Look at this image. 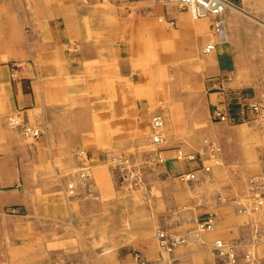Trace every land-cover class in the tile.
Instances as JSON below:
<instances>
[{"label": "crops", "instance_id": "0c3cea01", "mask_svg": "<svg viewBox=\"0 0 264 264\" xmlns=\"http://www.w3.org/2000/svg\"><path fill=\"white\" fill-rule=\"evenodd\" d=\"M51 1V5L45 11V20H42L41 24L46 42L38 38L35 23L31 26L28 52L38 50L44 53L46 61H49V57L57 59L55 54L67 56L68 65L64 63L61 69V75L66 78L64 81L66 85L60 89L59 94L62 100L67 101V108L56 112L45 107V131L39 140L34 141L36 148L42 149L40 153L44 158L52 157L54 152L59 154V148L68 156L95 124V119L100 116L109 118V123L115 127L119 125L117 123L119 115L126 118L135 117V127L140 138L143 142L149 141L150 116L156 112L163 116L162 111L155 108V105L166 101L164 77L169 63L175 64V67L179 63V68L186 69L194 66L192 61L198 60L201 69L195 73L197 87L193 88L195 84L192 80L187 81L186 76L194 74L191 71L189 75H183L186 80L168 82L173 90L168 93L167 100L169 98L178 104L176 108L186 111L183 119L176 115L175 118L168 115L166 119L163 116L165 143L156 148L163 161L159 175L152 176V181L156 187L165 188L170 180L187 173L191 175L195 173V187L202 186L206 193L202 195V204L195 208L194 220L196 222L198 218L210 214L214 217L215 223L212 230L200 234L199 237L187 231L183 235L185 242L177 244L171 251L160 248L158 242L148 239H130L113 248L112 244H106L105 248L110 246L108 249L96 246L85 248L74 239L76 236L74 232L62 228L60 234L54 236L60 237L59 244L57 243L60 248L50 250L49 256L53 257L54 253L56 255L58 253L60 259H63L59 264H98L100 258L86 259L83 253H100L108 250L114 251L115 254L111 259L110 257L104 259L102 264H135V252H139L150 264H215L212 253L213 238L232 240L240 257L251 250L255 238L264 239V214L254 209L249 198L253 188L251 179L255 176H261L259 184L261 187H257L264 192V100L261 82L257 79L261 73L257 72L256 66L253 65L256 59L253 60L251 57V48L246 47L249 45L246 38H251L250 30L254 28L247 16L250 14L263 16L264 0H230L239 11L228 7L224 13L227 42L217 43L213 51L206 54L207 57L201 55V48L212 38L208 23L201 18H194L197 20L192 21L171 1ZM105 3L114 8L112 10L118 17L121 10L128 11L127 18L118 20L115 17L114 21L112 11L102 9ZM81 12L93 14L91 19H94L90 25L87 21H81L80 16H76ZM160 16L163 17L166 26L160 22V18L158 19ZM172 20L175 22L174 26L168 27L167 24L170 26ZM80 28H91L93 31L80 34L78 32ZM102 38H105L103 43L105 52L98 44ZM106 52L108 62L105 66L92 64L105 59L103 55ZM21 56L19 48L18 51L14 49L12 55L8 57L0 55V60L17 59ZM44 70L46 75L54 72L53 69ZM196 91L199 94H196ZM254 98L259 100L262 106L258 114L252 109V104H257ZM32 102L33 99L30 98V103ZM33 105H37L34 112L33 108L23 111L18 102L14 104V109L21 112L24 117L26 115L24 121L36 125L39 123L37 98ZM193 106L195 111L192 110ZM216 110L226 113L228 121H213L212 113ZM6 137L11 138L13 142L15 139L18 140L16 134L0 126V142ZM203 137H208L210 142L217 145L221 159L220 164H213L207 160L209 163L207 172L201 169L204 161L201 164L187 157L178 158V154H182L180 149L185 153L191 152L198 148L200 144L198 141L200 142ZM128 144H125V148L132 157H147L149 146L143 148L147 143L138 147ZM37 167L41 170L46 168L44 165ZM56 167L59 171L65 170L63 165ZM5 170L15 173L17 164L14 162L7 166L2 158L0 172ZM8 180L16 182L9 177L6 179L5 176L1 182ZM25 182V178L17 180V183L23 185ZM9 194L13 195L14 200H24L27 211L31 210L28 208L30 203L25 202V200L29 202L25 197V190L14 189ZM4 200V192L0 191V203H4ZM75 200L78 202L72 204L80 205L77 215L81 216L85 214L86 206L96 203L86 198ZM116 201L115 198H109L107 203L114 205ZM163 202L164 208L160 211L158 220L164 225L166 230L164 232L172 237L170 234L172 226L186 217L175 212L174 203L168 204L165 208ZM189 204H196V197L189 199ZM70 205L67 199L62 198L60 208L53 209L54 214L58 212L62 214V225L65 224L63 214L66 212L69 215L70 210H74ZM49 218L57 219L55 216ZM14 235L19 241L21 236H27L26 232L21 233L15 228ZM68 252L76 254L69 255ZM256 253L264 262V240L258 241ZM3 261L0 264H4Z\"/></svg>", "mask_w": 264, "mask_h": 264}, {"label": "rangeland", "instance_id": "374dc122", "mask_svg": "<svg viewBox=\"0 0 264 264\" xmlns=\"http://www.w3.org/2000/svg\"><path fill=\"white\" fill-rule=\"evenodd\" d=\"M163 1L166 2V0ZM168 1L173 2L177 9L185 12L192 21L197 20L189 12L180 9L175 0ZM51 2V0H17L16 2L14 0H0V55L8 57L12 55L14 49L18 51L19 48L22 55L17 59L0 60V126L18 136V140L15 139L14 142L7 137L0 142V159L3 158L7 166L14 162L17 164L15 173L8 170L0 172V182L3 176L6 179L9 177V179L16 180L15 183L10 182V180L0 183V191L4 192L5 195L4 203H0V262L4 260V264H46L48 260V264H59L63 259H60L58 253L57 255L54 253L53 257L49 256V251L60 248L58 245L60 237L54 236L60 234L62 228L74 232L76 234L74 239L78 240V243L83 244L85 248L96 246L97 248L108 249L110 246L105 248L106 244H112L113 248V246L130 239H148L157 243V234L166 231L164 225H161L158 220L161 215L160 211L164 208L163 201L165 208L168 204L174 203V206H176L175 212L182 213L186 217L185 220L178 221L176 225L172 226L170 232L172 237L170 238L177 240L172 248L185 242L183 235L187 231L192 232L195 237H199L205 231L200 232L196 228L194 220L196 215L195 208L202 204V195L206 193V190L200 185L195 187V173L190 177H187V175L176 177L170 180L165 188L156 187L152 181V176L159 175V168L162 165L155 153H157V146L165 143L163 135L165 123L156 132L161 137L159 143L154 142L151 133L149 141L143 142L135 127V117L126 118L124 115H119L117 117L119 125L115 127L109 123V118L100 116L95 119V124L84 135V139L71 150L70 155H65L62 149L59 148V154L54 152L52 157L48 156L46 158L40 153L42 149L36 148V143L34 142L36 140L27 139L23 136L20 129L9 125L8 118L12 115L18 114L22 119L26 120L24 113L25 117L21 112L15 111L14 104L16 102L22 106L20 109L23 111L33 108L34 112L37 105L34 106L33 104L37 98L39 123H36V125L42 132L45 131V107L52 108L56 112L67 108V101L62 100L61 95L59 96L61 94L60 89L66 85V82L64 83L66 78L61 75V69L64 63L68 65L67 56L64 55L66 58L64 59L62 54H55L58 57L57 59L54 58V60L49 57V61H46L44 53L38 50L31 51V53L28 52V40L32 32L31 26L35 23L37 25L38 38L46 42L41 24L45 20V11L51 5ZM102 9L112 11V19L114 21L115 17L118 20H125L128 16V11L122 8L123 10L118 14L120 17H118L112 10L114 8L108 3H105ZM76 16H80L83 22L87 21L88 25L94 19H91L93 14L88 12L77 13ZM105 16H102L104 20L107 19V16ZM159 18L160 22L166 26L163 17L160 16ZM247 18L251 20L250 22H252L254 28L250 30L252 32L251 38H246V42L249 44L246 47L251 48V57L256 59L253 65L256 66L257 72L261 73V76H258L257 79L261 82L264 100V15L250 14ZM201 20H205L208 23L209 34L212 37L204 43L206 45L211 40H216L214 39L216 37L210 27V19L201 18ZM172 21L173 23L170 26L167 24L168 27L174 26L175 22L174 20ZM88 31L93 30L91 28L78 29L80 34ZM104 39L102 38L98 44L105 52ZM205 45L201 48V55L207 57L203 53ZM107 53L103 55L105 59L99 62H92V64L96 63L98 66H105L108 62L106 59ZM30 54L32 55L31 57ZM192 63L194 66H189L186 69L179 68V63L176 67L175 64L169 63L170 66L166 69V76L164 77L166 79V84L164 85L167 93L165 95L166 101L158 102L155 105V108L162 111L164 119L168 115L174 118L176 115L180 119L185 117L186 110L179 107L176 108L178 106L177 103L172 102L169 98L167 100L168 93L173 90L168 82L186 80L187 77V81L192 80V83L195 84L193 88L197 87V76L195 73L200 71V63L198 60H194ZM45 68L53 69L54 72L46 75ZM190 71L194 74L183 76L189 75ZM183 77L185 78L182 79ZM55 94L58 95L56 96ZM196 94H199V92L196 91ZM30 98L33 99L32 103H30ZM256 102L259 106L258 114L262 106L259 100H256ZM192 110L195 111V106H193ZM196 113L198 114L197 111ZM212 119L213 121L221 122L214 118V112L212 113ZM127 143L134 147L147 143V145L143 146V148L149 146L150 150L147 153V157H132L125 148ZM198 143H200L198 148L189 152L190 154L183 152L182 149H180V152L187 158L193 155V160H197L200 163L204 161V164L201 163L202 170L209 167L207 160L213 164L221 163L220 151L215 152V158L210 155L208 145L211 142L208 137H203ZM13 147L15 149H12ZM118 158L125 162H119ZM39 165H44L46 168L41 170L37 167ZM60 165L65 166L63 172L56 167ZM81 169L86 172L85 176L83 179H77L76 172ZM22 178L26 179L24 185L17 183V180ZM70 185L73 187L72 189H70ZM14 189L25 190V197L29 199V202L26 200L25 202L30 203L28 208H31V210L27 211L24 200L17 201V199H13V195L9 193ZM164 193L165 196H163ZM193 197H196V204L190 205L189 199L192 200ZM62 198L70 202V208H74V210H70L69 215L66 212L63 214L64 225L61 222L62 214L60 212L54 214L53 210L55 207L60 208ZM75 198H86L90 199V202L96 203L86 206L85 214L81 216L77 215L80 205L72 204L73 202H78ZM109 198H115L117 200L116 204H108ZM54 216L57 219L52 220L49 218ZM14 228L20 230L21 233L23 231L26 232L27 236H21V241H19L14 235ZM217 239L220 238H213L212 240V253L215 264H236L229 261L225 256L214 252L213 245ZM259 240L262 241L264 239L261 237L255 238L251 248L252 254L257 259H261L256 253V246ZM224 242L233 243L232 240H224ZM159 247L162 248L160 245ZM68 253H70L69 255L76 254ZM114 254V251L108 250L100 253H83L86 259L100 258V262H97L98 264H102L106 258H113ZM236 255L240 257L238 253ZM261 261L263 262V259Z\"/></svg>", "mask_w": 264, "mask_h": 264}, {"label": "built area", "instance_id": "2783aa9c", "mask_svg": "<svg viewBox=\"0 0 264 264\" xmlns=\"http://www.w3.org/2000/svg\"><path fill=\"white\" fill-rule=\"evenodd\" d=\"M178 7L184 11H187L194 18H208L211 21V29L216 37V41L212 40L210 43H207L204 48V53L209 54L213 51L215 45L217 43H225L227 41L226 31L224 26V13L228 7L234 6V4L230 0H175ZM252 109L255 112H258L259 106L256 103L252 104ZM214 118L220 121H228V116L226 113L216 110L214 111ZM8 123L11 127L20 129L21 133L24 137L31 140H39L42 136V131L39 127L34 124L23 121V119L17 114L12 115L8 118ZM164 119L161 113L156 112L153 113L149 118V128L150 133L153 136V140L155 143H159L161 141V137L156 133L160 128L163 127ZM208 150L212 158H215V152L217 153L219 148L213 142L208 145ZM156 157H159L160 161H163V158L160 154H155ZM185 157L182 154H178V158ZM188 159L193 160V155L188 156ZM119 162H125L118 158ZM206 171L209 170V167L205 168ZM84 169L76 172L77 179H83L85 176ZM187 177L191 176V173L186 174ZM75 176V177H76ZM261 177H253L251 179L252 189L250 192L249 198L252 200L253 207L255 210L261 211L264 214V192L261 191L257 186H260ZM71 186V185H70ZM73 186V184H72ZM261 187V186H260ZM73 187H70L72 189ZM215 223V219L212 215H206L196 220V228L198 231H210L213 229ZM159 245L165 250L170 251L174 242L177 241L175 239L170 238L165 232H159L157 234ZM235 244L231 242H224L221 239H217L214 242L213 250L216 254L221 256H225L229 261L236 264H264L261 259L255 258L252 254L251 250L246 251L242 254L241 257L237 256V252L235 249ZM135 264H148L146 260L141 256L139 252L134 253Z\"/></svg>", "mask_w": 264, "mask_h": 264}, {"label": "bare ground", "instance_id": "6f19581e", "mask_svg": "<svg viewBox=\"0 0 264 264\" xmlns=\"http://www.w3.org/2000/svg\"><path fill=\"white\" fill-rule=\"evenodd\" d=\"M231 8H236L235 6L233 7V6H231ZM236 10H238L239 11V9L238 8H236ZM240 12H242V11H240ZM247 15V14H246ZM193 17V16H192ZM194 18V17H193ZM69 187H72V186H69Z\"/></svg>", "mask_w": 264, "mask_h": 264}]
</instances>
